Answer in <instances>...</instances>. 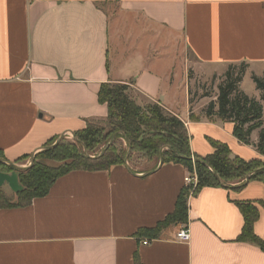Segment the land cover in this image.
<instances>
[{
    "label": "crops",
    "instance_id": "crops-1",
    "mask_svg": "<svg viewBox=\"0 0 264 264\" xmlns=\"http://www.w3.org/2000/svg\"><path fill=\"white\" fill-rule=\"evenodd\" d=\"M240 64L264 75V0H0V154L28 168L52 140L106 120L101 85L127 84L136 104L179 118L192 156L211 155L215 141L233 157L264 160L257 130L244 144L232 123L189 104L188 69L211 77ZM146 162L72 171L28 206L0 209V264H264L263 251L237 241L239 202L256 206L253 232L264 241L263 183L191 191L181 243V225L156 237L141 230L172 213L188 170ZM17 170H0L6 195L21 189Z\"/></svg>",
    "mask_w": 264,
    "mask_h": 264
},
{
    "label": "trees",
    "instance_id": "trees-1",
    "mask_svg": "<svg viewBox=\"0 0 264 264\" xmlns=\"http://www.w3.org/2000/svg\"><path fill=\"white\" fill-rule=\"evenodd\" d=\"M233 72L237 66L230 65L222 82L217 87L216 100L203 109L206 118L216 117L223 122L233 124V135L242 143H250V135L258 131V140L254 145L256 151L264 157V75L257 77L252 74L255 89L260 92V99L247 96L240 84L246 66ZM190 95V92H189ZM205 97V96H201ZM97 99L107 106V118L103 122H88L85 129L74 133L76 141L70 142L63 137L52 140L35 155L34 162L27 169H15L4 164L5 159L0 154V170H17L21 189L14 196L0 191V209L26 207L32 200L45 196L52 184L61 176L72 171H104L112 166L124 165L139 154L138 160L153 162L155 168L161 159L162 164L182 165L191 172L194 168L197 175V185L192 191L195 194L205 186H220L227 182H239L244 179L259 181L264 184V160L245 161L238 157L230 158L231 153L225 144L211 141L213 153L204 158L192 156L188 145V135L184 124L178 117L166 112L159 105L145 103L140 106L132 99L127 84L101 85ZM194 101L189 97L190 107ZM195 120L193 113L189 115ZM115 136L114 141L108 142ZM108 139V140H107ZM123 139L126 150L116 147L115 140ZM106 141L104 145L103 141ZM55 141L57 142L56 144ZM54 144V145H53ZM104 146L102 154L90 156L97 146ZM84 149L86 153H84ZM102 149V150H103ZM130 149L129 154L127 151ZM88 152V153H87ZM193 158L196 160L192 167ZM27 156L16 163L25 162ZM46 161L55 164L48 165ZM149 163V162H148ZM230 182V183H231ZM191 187L183 188L179 193L172 213L168 214L154 228L141 230L156 237L169 226L187 223V199ZM237 208L243 218V226L237 241L257 246L264 252V241L253 232V224L258 218V210L251 203H237ZM143 236V235H142ZM135 264L138 260L135 256Z\"/></svg>",
    "mask_w": 264,
    "mask_h": 264
},
{
    "label": "rangeland",
    "instance_id": "rangeland-1",
    "mask_svg": "<svg viewBox=\"0 0 264 264\" xmlns=\"http://www.w3.org/2000/svg\"><path fill=\"white\" fill-rule=\"evenodd\" d=\"M176 44L178 46H180V39H178ZM236 66L237 67L234 70L232 69V71L235 72V73L238 72L239 69H241L240 65H236ZM218 68H220V70H222L221 71L222 72L221 75H212L211 77H199V76H196L195 73H193V71H191V69L187 70L188 71V79H189L190 97H192V99H193V101L195 103V104H193V106L195 105L194 106L195 108H197L198 106H202L203 104L205 106H207L210 102H213L214 100H216V95H217V92H218L217 87L223 80L222 79V75L225 74V72L228 70V68H226V69H224L222 67H218ZM246 71H247V68H246ZM256 76L257 77H261V76H258L257 74H256ZM251 78H252V74L249 73V72H245L243 77H242V80H241L240 89L249 97H254L255 92H257L259 98H257L256 100H259L260 99V92L255 89L254 82L252 81ZM201 96H205V97H201ZM262 107H263V116H264V101L262 102ZM63 139L67 140V141H70V142L76 141V138H75L74 134H73V136L69 135L67 137H63ZM107 140L103 141L102 145H104ZM56 141H58V140H56ZM56 141H55V143H56ZM115 144H116V147L118 149H121L123 151L127 149L126 142L121 140V139L120 140H115ZM103 148H104V146H101V145L95 147L93 149V151H91L89 153L90 156L98 154V152L102 151ZM138 157H139V154H135L134 155V159L138 158ZM34 159H35V156H33V158L30 161L29 160H25V162L22 163V165L23 164L24 165L27 164L28 161L30 163H33ZM192 161H193V163H192L191 166L195 167V163L194 162L196 160L193 158ZM148 162L151 165L154 164L153 162H150V161H148ZM148 162H146V163H148ZM30 163H29L28 166H30ZM46 163L48 165H50V164H55L56 165V163H52L51 161H46ZM231 181H233V180H231ZM231 181L227 182V184L233 183Z\"/></svg>",
    "mask_w": 264,
    "mask_h": 264
},
{
    "label": "built area",
    "instance_id": "built-area-1",
    "mask_svg": "<svg viewBox=\"0 0 264 264\" xmlns=\"http://www.w3.org/2000/svg\"><path fill=\"white\" fill-rule=\"evenodd\" d=\"M183 182L185 186L191 187V191L195 189L198 179L194 168L192 169L191 172H188ZM189 239H190V234L188 227L186 225H181L180 228L175 233V240L177 242L187 243ZM143 245H147V242H143Z\"/></svg>",
    "mask_w": 264,
    "mask_h": 264
},
{
    "label": "water",
    "instance_id": "water-1",
    "mask_svg": "<svg viewBox=\"0 0 264 264\" xmlns=\"http://www.w3.org/2000/svg\"><path fill=\"white\" fill-rule=\"evenodd\" d=\"M114 138H115V136H113L112 138H111V140L109 141V143H108V145L107 146H109L113 141H114ZM57 143V142H56ZM55 143V144H56ZM105 149H103L101 152H100V154H102L103 153V151H104ZM129 152H130V149L128 150V152H127V155L129 154ZM84 153H86V150L84 149ZM230 158H233V156H230ZM126 163V162H125ZM32 163H30V165H31ZM159 164H162V162H161V159L159 160ZM8 165H10V166H13V164H8ZM29 167V166H28ZM25 169H27V168H25Z\"/></svg>",
    "mask_w": 264,
    "mask_h": 264
}]
</instances>
